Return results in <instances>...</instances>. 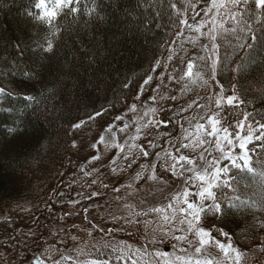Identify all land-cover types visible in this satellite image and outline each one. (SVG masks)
Here are the masks:
<instances>
[{
    "label": "trees",
    "instance_id": "obj_1",
    "mask_svg": "<svg viewBox=\"0 0 264 264\" xmlns=\"http://www.w3.org/2000/svg\"><path fill=\"white\" fill-rule=\"evenodd\" d=\"M210 4L0 0V256L27 261L61 250L73 221L87 230L82 241L160 240L151 229L158 212L98 226L71 216L76 208H102L110 176L85 197L89 187L71 182L73 142L131 102L157 95L168 123L147 129L152 155L168 140L176 148L211 114L223 127L259 126L248 155L227 163L205 197L200 224L232 237L240 252L235 264H264V0L223 5L212 50ZM225 97L232 102H221ZM74 194L81 196L76 203Z\"/></svg>",
    "mask_w": 264,
    "mask_h": 264
},
{
    "label": "rangeland",
    "instance_id": "obj_2",
    "mask_svg": "<svg viewBox=\"0 0 264 264\" xmlns=\"http://www.w3.org/2000/svg\"><path fill=\"white\" fill-rule=\"evenodd\" d=\"M209 1L212 50L222 7L233 0ZM222 101L229 104L232 98ZM158 103L157 95L139 98L107 123L92 124L73 142L70 161L71 182L79 190L89 187L85 197L95 195L90 185H100L103 174H110L101 190L105 194L102 208L81 213L76 208L72 217L80 219L82 214L84 223L87 220L98 226L107 219L129 220L145 210L147 214L158 212L151 217V229L161 234L160 240L138 242L112 236L82 241L79 236L87 235V230L80 221H73L63 229V239L70 240L61 250H43L27 261L21 255L8 259L1 255L0 264H34V260L38 264H235L239 260L232 237L226 232L213 236L209 228L201 226L200 216L205 197L222 177L227 163L248 155L259 126L241 121L236 129L223 127L217 114H211L193 124L175 143L176 148L168 140L152 155L154 146L147 129L162 124ZM74 197L73 203L81 198ZM2 216L0 211V219Z\"/></svg>",
    "mask_w": 264,
    "mask_h": 264
},
{
    "label": "water",
    "instance_id": "obj_3",
    "mask_svg": "<svg viewBox=\"0 0 264 264\" xmlns=\"http://www.w3.org/2000/svg\"><path fill=\"white\" fill-rule=\"evenodd\" d=\"M159 120H160L161 123L164 124V125L168 123L167 119H166L164 116H162V115L159 117ZM34 264H37V263L34 262Z\"/></svg>",
    "mask_w": 264,
    "mask_h": 264
},
{
    "label": "flooded vegetation",
    "instance_id": "obj_4",
    "mask_svg": "<svg viewBox=\"0 0 264 264\" xmlns=\"http://www.w3.org/2000/svg\"><path fill=\"white\" fill-rule=\"evenodd\" d=\"M34 262H36L38 264V261L37 260H34Z\"/></svg>",
    "mask_w": 264,
    "mask_h": 264
}]
</instances>
